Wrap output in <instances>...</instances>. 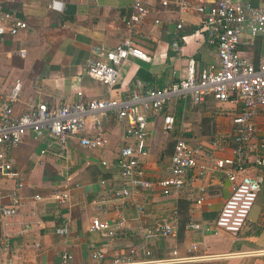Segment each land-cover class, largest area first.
<instances>
[{
	"label": "built area",
	"instance_id": "1",
	"mask_svg": "<svg viewBox=\"0 0 264 264\" xmlns=\"http://www.w3.org/2000/svg\"><path fill=\"white\" fill-rule=\"evenodd\" d=\"M49 8L60 10L61 2L49 0ZM156 12L165 13L177 32L183 28L184 16L194 13L198 17L202 43L215 49L217 64L197 68L194 58L188 56L184 76L176 77L172 71L173 78L166 86H151L135 80L128 96H110L115 71L125 60L136 58L150 62L151 57L135 46L132 37L140 33L145 19ZM121 20L126 36L111 48L94 46L99 58L87 59L82 66L85 75L106 85L105 97L85 98L77 91L76 99L71 102L38 101L18 114L13 112L20 90L18 83L0 98V199H6L0 200V254H8L12 237L39 233L44 227L36 215L40 203H51L57 211L70 208L69 144L75 140L93 151L106 147L108 140L100 127L104 116L112 117L121 126L122 141L110 159L99 160L101 167L109 171L110 178L99 180L104 189L89 202L95 211L126 205L140 213L143 205L139 198L145 190L177 199L187 179L212 171L225 177L229 192L211 227L235 236L243 227L258 193L264 191V138L258 135L256 124L257 110L264 107V60L254 61L240 51L241 47H253L256 38L264 34V0H130L129 11ZM161 23V17L156 14L147 31ZM26 27V22L15 13L0 11V40L5 34L15 35ZM180 38L183 37L180 35ZM169 47L176 55H181L182 47L176 39L170 41ZM24 53L25 49H18L20 56ZM207 99L224 108L228 121L220 130L216 122L210 120L207 134L195 136L180 118L175 121L172 110L177 105L184 110L192 109ZM149 123L151 126L160 124L163 134L176 129L162 174L153 179L143 164L149 154ZM86 126L90 134L84 133ZM26 134L35 140L44 139L45 146L38 150L36 162L42 164L45 155L58 160L61 165L57 173L65 181V187H54L46 194L25 192L9 153ZM8 181L11 186L3 188ZM4 189L6 192L2 193ZM203 193V187H199L196 204L203 200ZM24 208L28 209L29 217L21 219ZM57 217L59 222L53 226V232L65 238L70 232V216L59 213ZM177 224L176 208L164 220L149 226L138 225L136 229L121 215L112 221L92 217L88 232L107 238H126L139 233L141 241L132 243L126 254L110 257L99 245L93 244L89 253L91 262L87 264H189L230 256L194 253L196 242L192 241L183 254L174 245L169 247L166 256L152 257L144 243L173 236ZM184 228L194 232L209 229L193 220L186 221ZM38 246L39 242L35 241L33 248ZM237 254L264 256V248ZM56 257V264H76L67 248L60 249Z\"/></svg>",
	"mask_w": 264,
	"mask_h": 264
},
{
	"label": "crops",
	"instance_id": "2",
	"mask_svg": "<svg viewBox=\"0 0 264 264\" xmlns=\"http://www.w3.org/2000/svg\"><path fill=\"white\" fill-rule=\"evenodd\" d=\"M57 1L61 2L60 10L50 9L49 0H0V11H11L27 24L25 29L19 30L15 35L5 34L0 40V98L15 83L19 84L18 97L13 104L15 114L38 101L71 102L76 99L77 91L85 98H102L107 95L106 85L85 75L82 66L87 59L99 58L93 49L94 46L111 48L126 36L121 17L128 13L130 0ZM156 14L161 17L162 23L148 32L147 26ZM167 17L162 12L151 13L141 25L140 33L132 37L135 46L149 55L151 60L148 63L136 58L125 60L115 71L110 96H128L135 80H141L151 86H166L173 78L172 71H176L173 66L176 65L175 69L179 72H175L174 76H184L188 56L194 58L197 68L217 64L215 49L202 43L198 17L194 13L184 16L185 22L181 32L174 29ZM180 35L183 38H180ZM173 39L181 45V55H176L170 49L169 43ZM258 40L257 37L253 47L240 48L243 54L249 55L254 61L264 60V49H261ZM20 48L25 49L23 56L18 54ZM151 63L162 65L161 69L154 66L152 68ZM165 65L171 67L169 75L164 72ZM213 104L207 99L198 107ZM177 109L178 117L182 120L184 115H187V110L182 109L180 105L176 106L175 111ZM152 119L157 120L154 117ZM225 120L227 123L228 118ZM256 124L258 135L264 138V107L257 110ZM100 127L108 140L103 149L104 152L110 153L107 158L110 159L120 146L122 129L110 116L102 117ZM151 127L158 132L156 125ZM84 133L90 134L89 126H86ZM149 140L151 134L147 137L148 145ZM44 144V139L35 140L26 134L20 143L10 150L13 167L18 172L26 193L46 194L54 187H65V181L57 173L60 168L56 165L57 162L59 165L58 160L45 155L42 164L36 162L38 150ZM262 150L264 153V147ZM69 152L72 178V183L68 185L71 192L70 208L57 211L51 203H40L36 208V215L40 217L44 227L39 233L12 237L6 264H56V253L63 247L71 252L74 263L87 264L91 262L89 253L93 244L99 245L108 257L122 256L132 243L141 241L139 233H132L126 238H107L97 232H88L87 227L92 217L112 221L117 215H121L136 229L138 225L149 226L164 220L173 208L177 210L178 222L183 216L185 223L188 220L198 221L209 229L194 232L184 228V223L179 233L177 224L173 236L144 243L145 249L150 251L152 257L166 256L169 247L174 245L178 252L183 254L186 247L194 241V253L230 254L226 258L206 261L208 264H264V256L237 254L264 248V191L258 193L243 227L235 236L220 230L214 231L211 227L229 192V183L225 177L212 171L202 177L187 179L177 199L163 196L151 189L145 190L139 198L143 205V211L140 213L126 205L109 206L95 211L89 202L104 189V184L99 180L107 179L101 175L106 173L107 169L101 167L99 160L106 158L78 145L75 140L70 142ZM146 172L151 179L162 174L155 165L146 168ZM74 182L78 185L74 186ZM10 186L11 181H8L3 188ZM199 187L204 189L203 200L196 204ZM5 192L4 189L2 193ZM0 200L6 201L4 198ZM59 213H68L70 216V232L65 238L53 232V226L59 222ZM28 217L29 211L24 208L21 211V219ZM35 241L39 242L38 248H33Z\"/></svg>",
	"mask_w": 264,
	"mask_h": 264
},
{
	"label": "rangeland",
	"instance_id": "3",
	"mask_svg": "<svg viewBox=\"0 0 264 264\" xmlns=\"http://www.w3.org/2000/svg\"><path fill=\"white\" fill-rule=\"evenodd\" d=\"M258 44L261 47V49H264V34L258 36ZM163 64V63H160ZM159 68L161 69V66H157V65H153L151 63V67L153 68ZM174 70H176V74H179L178 70L175 69L177 68V66H173ZM164 69V68H163ZM171 67L167 65H165V74L169 75L168 72L170 71ZM209 101H211L210 99H208ZM224 108H222V106H218L216 104L213 105H207L206 107H195L192 109H187L186 113L187 115L183 117V119L181 120L182 123H185L184 126H187L192 133L195 134V136H199V129H201L202 126V122H201V118L202 117H206L209 114L212 115L211 120H216L215 124H217V126H219V129L222 130L224 129L225 125V118L227 117V113H225V111H223ZM173 114L175 115V110H172ZM226 116V117H225ZM185 118V119H184ZM179 117L177 118V121H179ZM219 121H221L220 123H218ZM226 124V123H225ZM152 127L150 126V123L147 126V131L148 134H151V140H149V154L148 156H146L143 159V164L145 166V168H149L150 166L155 165L157 167V169H162V167L164 166V164L166 163L167 159L166 157H160L159 153L160 151L165 147L166 143L170 142L172 139H174V137L176 136V133H167V134H163L160 130V124H158V126H156L158 132L155 129H151ZM45 146V144H44ZM105 148V147H104ZM105 149H100V150H94L95 152L98 153L99 156L106 158L105 160H107V158L110 157V153L108 152H104ZM70 152H69V158H70ZM153 162H155L153 164ZM152 163V164H151ZM57 166H60L61 163L58 162L56 163ZM8 254L6 255H2L0 254V264H6L8 261Z\"/></svg>",
	"mask_w": 264,
	"mask_h": 264
},
{
	"label": "trees",
	"instance_id": "4",
	"mask_svg": "<svg viewBox=\"0 0 264 264\" xmlns=\"http://www.w3.org/2000/svg\"><path fill=\"white\" fill-rule=\"evenodd\" d=\"M185 33H188V31H185ZM178 116H179V109H177L176 110V112H175V115H174V118H175V121H177V118H178ZM211 118H212V115H208V116H206V117H202L201 118V122H202V126H201V129H199V134L201 135V136H204V135H206L207 134V131H208V126H209V122H210V120H211ZM176 129H174L172 132H170L171 134L173 133H176V131H175ZM172 142H173V139L170 141V142H168V143H166V145H165V147L160 151V153H159V156L160 157H166V159L168 158V156H169V154L171 153V148H172ZM106 173H103V174H101L103 177H106V178H110V173H109V171L108 170H106L105 171ZM178 208H179V206H178ZM182 213V212H181ZM180 214V213H179ZM184 214V213H183ZM185 220L186 219H184L183 218V216L181 217V218H179V222H178V225H177V232H181L182 231V229H183V225H184V223H185ZM189 264H208V263H206V262H194V263H189Z\"/></svg>",
	"mask_w": 264,
	"mask_h": 264
}]
</instances>
